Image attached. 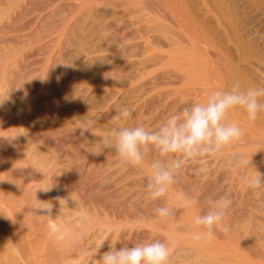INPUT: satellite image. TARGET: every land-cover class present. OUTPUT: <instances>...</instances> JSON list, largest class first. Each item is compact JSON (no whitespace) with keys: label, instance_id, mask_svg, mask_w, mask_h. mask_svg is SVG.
Listing matches in <instances>:
<instances>
[{"label":"bare ground","instance_id":"bare-ground-1","mask_svg":"<svg viewBox=\"0 0 264 264\" xmlns=\"http://www.w3.org/2000/svg\"><path fill=\"white\" fill-rule=\"evenodd\" d=\"M43 1L0 0V26L6 19L11 21V18L13 20L16 17L23 21L36 13L39 14L37 19L42 21L35 28L36 31L33 30L35 33H28L27 38L23 37L24 42L15 39L13 41V37L11 42L0 40V69H3L2 72L0 70V116L3 120L13 119L5 125L4 132L0 130V264H32L29 252L35 238L43 240V244L49 241H55L56 244L52 245L53 251L46 246L42 254L37 255L36 260L33 259V264H97L100 255L108 251L110 246L116 245V242L122 241L126 235L138 239L139 242L153 238L169 242L173 248V264H264V206L259 202L260 198H264L262 188L252 189L251 195L248 193L251 189L242 191L240 188L239 196L246 192L247 199L237 203V194L233 199L229 197L232 206L225 217L229 230L224 232L217 229L211 240L195 241L190 235L194 230L193 217L197 213L206 212L210 201L222 194L217 192L219 178L201 186L192 181L193 173L188 177L185 173H179L166 197L150 202L144 198L147 183L144 176H150V162L154 156L151 155L141 166L126 164L120 160L114 149H103L104 134L96 137L99 133L106 134L113 126V117L121 107L131 109L133 115L130 124L144 123L149 127H156L168 113L190 105V98L196 94L198 98L200 96L199 102H202L210 90L230 87L235 81H240L242 86L264 83V57H256L254 47L257 45L251 40V36L241 34L243 25L240 28L232 24L233 16L226 9L225 0H209L212 8L221 17L213 33L220 37L231 55L230 58L235 61V66L228 72L226 80L218 83L216 79L212 80L217 69L207 60L210 57V48L206 42V34L203 33L202 38L185 34L180 25V11L165 4L164 0H89L84 5L80 0L77 7L64 3L66 0H57L51 2L50 11L49 5ZM189 3H194V0H189ZM25 10L26 13L23 14ZM44 10L48 11V16H41ZM151 10H157L158 15L150 16L147 11ZM200 13L202 18L207 14L208 18L210 15L214 16L209 12ZM13 15L15 16L12 17ZM68 16L71 18L67 19ZM26 23L29 25L30 21ZM27 24L24 23L25 26ZM210 24L211 22L207 25L208 33L213 30V25L210 27ZM4 31L0 27V35H5ZM141 31L152 35L153 40L148 41L147 38L143 45L136 42ZM48 39H52L50 44L42 46ZM163 46H168L169 49L163 51L160 49ZM163 53L170 58V62L179 57L170 66L171 72L164 73L162 77L160 74L158 77L154 76L159 83L152 86L149 92L144 90V86H134L145 77L151 76V72H140L146 69L147 63L158 64ZM56 54L57 60H52ZM135 56L145 58H139L135 68L137 72L133 75L129 68H134L135 63L127 60L130 61ZM17 57L22 60H17ZM31 57H46L41 66V74L44 73L46 77L45 72L48 73L49 83L47 81L45 87L42 78V87L38 88L37 93L44 95L42 100L47 103L51 117L60 115L58 125L47 121L39 123L41 118H46V113L39 107L35 120H30L38 94L33 96L28 90L24 95L21 93L22 96L13 93L15 90L12 88L23 81L19 75L17 78L12 77L10 64L11 68L12 64H15L16 69L19 67L20 72ZM40 62L41 59L37 60V63ZM21 64L24 66L20 67ZM48 64L53 65L52 69L48 68ZM159 69L164 67L159 66L155 70ZM171 76L174 77V82L181 78L178 82L182 81V86L172 89L164 98L162 90L157 88L158 85L160 87V79L163 78L162 81L165 82V77L171 79ZM12 78L17 81L13 83ZM83 86L86 87L85 91L80 89ZM131 86L133 88L130 89ZM105 87L107 90L103 89ZM109 87L117 88V92L128 89L117 99ZM103 90L108 93L105 95ZM106 108L107 112L98 123H92L89 127L92 136L87 139L79 137L76 141L81 146H87V152L94 148L95 152L102 153V160L96 169L89 167L86 170L83 167L87 173L78 177L82 183L100 177L93 184L88 201L83 202L81 197L71 193L65 183L54 185L60 178L78 174L81 170L71 167L74 159L69 155L65 156L63 164L66 165L57 162L58 158L63 157V152L50 148L45 142L44 134L52 131L69 132L71 135L70 133L77 131L75 124L79 125L80 119L90 121L95 111ZM158 118L161 119L157 121ZM68 119L70 123L67 125L65 121ZM228 119L240 124L243 136L212 157L219 160L226 157L224 160H227V167L234 164L233 156L238 157L241 163L232 170V175L236 176L239 184L245 185L242 178L254 174V169L264 174V113L260 114L257 121L249 122L246 114L236 109L229 114ZM73 123L75 127L72 126ZM36 126L37 131L34 129ZM7 132L11 134L8 141L4 137ZM69 135L66 137L68 141L72 136ZM246 146L249 147L245 148ZM107 155L113 159L108 160ZM9 158L15 174L13 178L12 174H3L6 170L3 159ZM244 161H250L254 169L245 167ZM27 176H41L39 188L28 191L25 187ZM199 176L200 172L198 178ZM26 195L38 197L41 202L53 203L55 212H52V216H56L55 222L60 225L59 231L52 233L47 219L41 217H37V220L39 218L43 232L32 229L35 219L33 220L30 208L24 206ZM93 195L98 198H93ZM58 198L65 199L68 207H64L61 202L59 209ZM185 198L196 200V206L185 208ZM165 204L174 210L172 219H161L154 214V208ZM232 209L236 210V214L231 218L229 212ZM62 211L72 214L59 213ZM257 212L260 213L258 216L253 215ZM1 219L4 220L5 227L1 226ZM109 234V245L100 247ZM9 239L20 248L22 261L2 248Z\"/></svg>","mask_w":264,"mask_h":264},{"label":"clouds","instance_id":"clouds-1","mask_svg":"<svg viewBox=\"0 0 264 264\" xmlns=\"http://www.w3.org/2000/svg\"><path fill=\"white\" fill-rule=\"evenodd\" d=\"M242 110L249 122H255L264 113V83L242 86L235 81L230 87H216L209 91L202 102L192 103L168 113L156 127L144 123H129L132 111L121 107L113 117V126L103 138V149H114L121 161L134 166H141L151 159V173L146 183L145 199L156 202L166 197L174 185L176 175L189 163H199L198 171H206L207 158L222 151L227 146L239 141L243 130L239 123L230 121L229 114ZM80 130L87 131L92 121L79 120ZM234 164L241 163L236 156ZM251 161V160H250ZM250 161H244L245 167H251ZM246 187L257 190L264 188V174L254 169V174L242 178ZM67 206L65 199L58 198ZM197 201L184 199L185 208H193ZM232 206L227 196L211 200L206 212L193 217L194 230L191 238L195 241L211 240L217 229L227 232L229 226L225 221L226 213ZM53 203L41 202L36 198L32 208L34 216L46 218L52 233L60 229L52 216ZM156 217L172 219L174 210L168 205L153 209ZM101 247V246H100ZM17 260L22 261V252L17 243L9 239L2 247ZM99 248L96 249V256ZM93 257V258H94ZM173 248L169 242L153 238L131 246L112 245L103 252L97 264H173Z\"/></svg>","mask_w":264,"mask_h":264},{"label":"rangeland","instance_id":"rangeland-1","mask_svg":"<svg viewBox=\"0 0 264 264\" xmlns=\"http://www.w3.org/2000/svg\"><path fill=\"white\" fill-rule=\"evenodd\" d=\"M48 1H50V3ZM53 1H57V0H52V1L51 0H46V1H43L44 3H47L49 5V7H48L49 10L47 9L48 11L51 10L50 9V5H51V2H53ZM99 1L100 0H98V2ZM101 1H103V0H101ZM81 2H82L81 4L84 5L86 3H89L90 1L89 0H83V1L81 0ZM164 2H165V4H169L170 6H173L176 10L178 9L180 11V15L182 17L181 20H180V25H181V28H182V30H183V32L185 34H187L189 36H192V37L193 36L194 37L197 36V37H200V38H202L203 33L206 34L205 35L207 37L206 42L209 43L208 46L210 48L209 49V56L210 57H207V60L212 62L215 65L216 69H217L216 75L213 77L212 80L216 79L217 83H218V81L226 80V78L228 76V72L231 69H233L234 66H235V61H233V59L230 58L231 55L227 52L226 46L223 45V42L220 40V37L217 34L215 35V33H213L215 27L218 26V24H219L218 22H220L219 20H221V17L215 11V9L212 8V6L209 3V0H194V3H191V4L189 3V0H164ZM54 3H56V2H54ZM61 3H63V2H61ZM64 3H68L70 6L77 7L78 4L80 3V0H66ZM59 4H60V2H59ZM225 6H226V9L233 16L232 24L238 25L240 28L243 25L242 26V30L240 31L241 34L243 35L245 33L244 35L247 34L248 37L251 36V40L254 41V43L258 46V48H257V46L254 47V49H255L254 51L257 53L256 54L254 52L256 54V57H264V0H225ZM53 7H54V5H53ZM53 7H51V8H53ZM27 9H28V7H27ZM26 10L24 12H22V13L23 14L26 13ZM48 11L44 10L41 13V16H44V17L48 16ZM200 11H203L206 14L209 12V14H214V16L210 15V17L208 18V16H207L208 14H207V15H205L202 18L201 16H199L201 14ZM147 13L150 16L151 15H158L157 14L158 13L157 10L147 11ZM38 15H39L38 13H36V15L35 14L34 15H29L28 17H26L23 20L24 22L22 20L19 21L16 17H14L15 15L12 16L14 18H13V20L11 18V21L8 20V19L4 20V22L2 24L4 26L2 27V25H1L0 27H1L2 31L5 30L4 33H6L7 35L6 34L5 35L3 34L4 36L0 35L1 37L3 36L2 38L0 37V40L1 39H5L6 42H11L12 41L11 37H13V41L16 40V41H19V42L20 41L24 42V40H25L24 38H27L28 35L31 34L32 32L35 33L34 32V31H36L35 28H38V25L41 24L42 21H39V19H37ZM70 18H71V16L67 17V19H70ZM210 18L211 19L213 18V19L210 20ZM27 21H30L29 25L26 23ZM37 21H39V23ZM209 22H211L210 27H211V25H213L212 26L213 30L208 33L207 32V25H208ZM24 23L27 24L28 26H25ZM7 30H8V33L6 32ZM132 30H134V28L130 29V31H132ZM17 38H19V40H17ZM20 38H21V40H20ZM147 38L149 39L148 41L153 40V36L152 35L144 33V32L141 31L139 37L136 39V42H140L143 45V43L145 42V40ZM48 40H46L47 42L45 41L44 42L45 44H42V46L49 45L50 41H52V39L49 40V41ZM252 41H251V43H252ZM153 46H154V44H153ZM160 49L163 50V51L164 50L166 51V50L169 49V47L168 46H163ZM259 49H260V51H259ZM97 56H100V55L98 54ZM222 56H225V57H222ZM19 58L17 57V60H22L21 57H19ZM45 58L44 57H36V58L35 57H31V58H29L25 62V68H21L22 70L20 72H18L19 69H20L19 67L16 69L15 66H14L15 64H12L13 66L11 68V64H10V69H12V71L11 70L10 71H11V73L13 75L12 77L14 78V77L19 75V76H21L20 79H22V81H23L21 84L19 83L20 84L19 86L16 85V87L14 86L12 88L13 90H15V91H13V93L15 95L18 93V96H22L21 93H23V95H24V94H26L25 91L28 90L29 91L28 93H31L33 96H35L36 94H38L37 93L39 91L38 88L42 87V81H41L42 78H44V85L46 87L47 81L49 80L48 73L45 72V75H47L46 77L44 76V73H43V75L41 74L42 73L41 66H42V63L45 61ZM53 58H54V60H57V58H58L57 54L54 55V57H52V60H53ZM139 58H140V60H142V58H145V57L141 58L139 56H135L130 61L127 60V62H129V63H131V62L135 63L134 68H132V69L129 68V70L131 71L130 74H133V75L136 74L137 70H135V68H136L137 64L139 63V61H140ZM178 58L179 57H175L174 60L178 61ZM39 59H41L42 62L37 63V60H39ZM160 59L161 60H160V62L158 64H155V65H154V63H147L146 64L147 66H146V69H144L145 71L141 70L140 73L144 72L145 74H148L149 72H151V76L149 75V76L145 77L143 80H141L138 84H136L134 86H136V87H137V85L144 86V88H145L144 90L146 92L147 91L149 92L152 86H155V84L159 83V81H157L158 83L155 81L156 77H158L159 74L162 77V75L164 73H167V72L170 73L171 72L172 67H170V66H172V63H173L174 60L171 59L172 61L170 62V58L166 54H164L163 57H161ZM12 61H13V59L11 60V63L14 62V61L13 62ZM129 63H127V64H129ZM19 66L23 67L24 65L22 66V64H21ZM52 66L50 64L48 66V68L50 67V69H52ZM159 66H163L164 69L155 70ZM13 67L18 73L13 69ZM165 68H167V69L165 70ZM0 70L2 72L3 69H0ZM152 70H155V72L152 71ZM156 71H158V72H156ZM11 73H10V75H11ZM13 73L14 74L16 73V75H14ZM32 73H34V74H32ZM154 76H156V77L154 78ZM13 78H12V82L15 83L17 81V79H14V81H13ZM162 79H160L161 80V84H160V87L158 85L157 89L160 88L162 90L161 93L163 94L162 97H164V98L166 96H168L172 92V89H174V88L178 89V88H180L182 86V83H181L182 81L178 82V81L181 80V78H180V80L179 79L175 80V82H174V77H172V76H171V79H168V77H165V82L162 81ZM263 79H264V75H263ZM154 81H155V83H154ZM48 83H49V81H48ZM85 88L86 87L83 86L80 89L85 91L86 90ZM109 88H111V87H109ZM129 88L131 89L133 87L131 86ZM80 89H77V90L81 91ZM103 89L107 90V87H105ZM126 89H128V88H124V90H122V92H117L118 91L117 88H111V90L110 89L109 90H110V92H113L114 94H116V98L119 99V98H121L123 91H125ZM105 90H103V91L105 92V95H106L108 92L106 93ZM198 90H200V88H198ZM88 94H90V91L88 92ZM38 95H39L37 97L38 99L36 98L37 100L35 101L34 108H33V111L36 114L34 112H33L34 114L31 113L30 120L32 122L35 120V116L38 114L37 112H38V107H39L43 112L46 113V118L45 119L41 118L39 120V123H45L47 121V123H54L55 125L60 124L59 123V116L60 115L57 114L58 116L51 117L50 109L48 108L47 103H44V101L42 100L44 98V95H41V94H38ZM196 95H194L193 98L192 97L190 98V101H191L190 104L200 101V96L198 98ZM168 100L170 101V99H168ZM112 103H113V101L111 102V104ZM107 110L108 109L106 108V109H103V111L102 110L95 111L91 115L90 121H92V123H96L98 120L101 119L102 115L107 112ZM160 119L161 118H158L157 121H159ZM11 121H13L12 118L11 119L10 118H6L5 120H3L1 118V116H0V130H1V132H4L6 130L5 125L8 122H11ZM65 123L68 125L70 123L69 119L66 120ZM75 125H77V127H75ZM75 125L73 123L72 126L77 128V131L70 133L72 136L69 135V132H66V133H53L52 131H47L44 134V137H45L46 144L50 148L57 149V150H60L61 152H63V157L61 159L58 158L57 162H62V164L65 163V156L69 155V156L73 157V159H74L73 164H71V167H74L76 169H80L81 170L78 174H73L72 176H66V177L64 176V177L60 178V180L57 181L54 185H60V184L65 183V185L68 187V189L70 188L72 194H76L78 197L82 198L83 202H86V201H88L89 193H90L91 188L93 187V184L98 182L100 177H97L93 181H90V182L89 181H85L83 183L79 182L81 180H79L78 177H79L80 174L87 173L84 169H82L83 167L84 168L86 167V170L89 167H92V169H96V167L98 166V163L102 160V153L100 151L95 152L94 148H90V151L87 152V149H86L87 146H81V144L79 142H76L79 137H84V138L87 139L90 136H92V131H91L90 128H88L87 131L83 132V131H81L79 129L80 125H78V124H75ZM34 129L37 131L38 130L37 126H36V128L34 127ZM99 134L100 135L97 134L96 137H101L103 134L105 135V133H99ZM68 135L71 136L70 141H68L67 138H66ZM4 137H6V140L8 141L11 138V134L7 132V133H5ZM32 138L35 139L34 137H32ZM66 140H67V142H66ZM88 147H91V146H88ZM248 147L249 146H246L245 148H248ZM152 156H154V154H152ZM106 158L108 160L113 159V158H111L108 155L106 156ZM222 158L223 157H221V160H222ZM224 158L227 159L226 157H224ZM224 158H223L222 161L226 162L227 160L225 161ZM221 160H219L217 158L214 159V157L209 156L207 158V161H208L207 164L204 165V167L206 168V171H203V172L198 171V169L201 167V165L199 163L189 162L181 170V172H179V173H180V175H182L181 173H185V175L187 177L189 176L190 173H193L194 177H193L192 181L195 182L196 184H199V185L201 184V186L202 185H206L207 182H210V181L214 180V178H219V182L217 184V188H218L217 192L218 193L222 192V194H220V196H228L231 199H233L235 197V194H237L238 195L237 198H236V202L237 203L241 202V200H243V199L246 200L247 199L246 192H244L241 196H239L240 195L239 194L240 188H241L242 191L250 190V188L246 187L243 184L242 185L239 184L236 176L232 175V170H234V168L236 166H238V164H233V165L227 167L228 163L226 162V164H225ZM3 163H4V167L6 168V170H5V172L3 174L4 175H8V174L11 175L12 174L11 176L13 178V175L15 176V174H14V171H13L12 166H11V159L10 158L7 159V160L3 159ZM63 165H66V164H63ZM199 172H200V176L201 177L199 176V178H198ZM144 177L146 179H148L149 175H145ZM41 182H42V177L41 176L35 177V178H32L31 176H27L25 187L28 188V191L35 190L36 188H39ZM242 183H243V180H242ZM261 190L263 192L264 188H262ZM144 191H145V194H146V187L144 188ZM139 192L142 193L141 190ZM252 192H253V190L251 192L248 191V193L250 195L252 194ZM145 194H144V198H145ZM36 198H37V200L40 201V199L38 197L34 198V197L30 196V195H26L24 206H26L27 208H30L31 212H32L33 206L36 204ZM93 198L96 199L98 197H97V195H93ZM259 202H260V204L262 206H264V198L263 199L260 198ZM87 204L90 205V203H87ZM235 211H236L235 209H232L229 212V216L231 218L233 216H235V214H236ZM52 212H55V210L53 209ZM258 212L253 214V215H257L258 216L260 214ZM59 213H64V214L70 213V214H72L71 212H68V211H62V212H59ZM108 216L110 217V215H108ZM32 217H33V220L35 219L32 222V229H34L36 231L39 230L42 233L43 232V228H42V224H41L39 218L37 220V216H34L33 213H32ZM109 217H108V219H109ZM230 222L232 223V221H230ZM3 223H4V220L1 219V226L5 227V225ZM110 239H111V236L109 234L102 241L100 246L101 247H103V246L107 247L109 245ZM138 242H139L138 239L131 238L130 236L126 235L122 241L116 242V246L117 247H120V246H131V245H134V244H136ZM43 243H44L43 240H38V238H35V241H34L33 245L30 246L31 251L29 252V258H30L32 264L34 263V260H36V256L37 255H41L42 254V250L45 249L46 246L51 251H53L52 249L54 248V246H52V245L56 244L55 241H51V242L49 241V242H47V244H43Z\"/></svg>","mask_w":264,"mask_h":264}]
</instances>
